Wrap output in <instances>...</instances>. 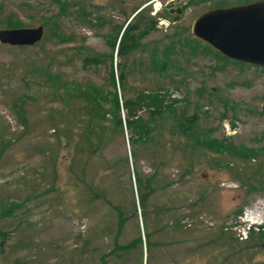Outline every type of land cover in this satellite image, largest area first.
Listing matches in <instances>:
<instances>
[{"label":"rangeland","instance_id":"obj_1","mask_svg":"<svg viewBox=\"0 0 264 264\" xmlns=\"http://www.w3.org/2000/svg\"><path fill=\"white\" fill-rule=\"evenodd\" d=\"M252 1L256 0H0V29H12L5 27L10 24L43 29L42 39L33 46L0 44V136L5 142L0 151V208L17 205L0 219V229L7 234L0 264H98L99 255L110 249L109 240L102 237L82 245L103 219L104 210L97 203L79 215L69 204L73 201L70 183L80 161L74 123L59 119V137L52 136L49 115L57 118L55 111L59 108L62 115L65 109L48 103L52 90L44 73L59 75L55 82L67 84V90L90 85L110 93L108 63L84 64L82 51L108 55L137 8L158 17L155 30L143 40L145 49L160 48L172 38L175 68L162 77L146 71L144 60L140 64L133 57L120 61L129 76L124 91L116 88V92L130 97L156 85L166 89L170 98L179 101L176 107L192 117L198 142L193 141L187 151L188 166L161 171L170 186L158 192L152 203L169 201L171 218L183 228L171 238L161 235L159 241L173 240L178 246L170 248L169 254L175 261L185 256V264H264V115L260 112L264 68L226 59L190 37L191 22L198 14ZM18 95L25 99L29 95L24 107L26 126L7 107ZM102 152L108 160L128 157L125 137L111 138ZM86 166L87 173H93L97 161ZM121 174L117 173L118 182L125 181ZM194 201L200 213L197 221L186 209ZM251 221L261 223L245 233V224ZM136 222L141 235L138 217ZM135 233V220L130 219L119 243ZM20 240L26 247L18 250L14 245ZM197 242L204 253L199 263L189 258ZM94 247L97 255L90 253ZM169 254L156 249L147 262L142 247L141 263L168 264ZM127 263L137 264L138 252Z\"/></svg>","mask_w":264,"mask_h":264},{"label":"trees","instance_id":"obj_2","mask_svg":"<svg viewBox=\"0 0 264 264\" xmlns=\"http://www.w3.org/2000/svg\"><path fill=\"white\" fill-rule=\"evenodd\" d=\"M137 10L138 8L134 12ZM142 10L136 12L121 29L112 42V49L108 55H99L87 49L80 50L84 64L108 63L107 82L112 88L110 93H102L90 85L67 90V84L55 82L56 79H60L59 75L44 73L45 83L52 90L48 103L57 104L56 108L60 104L65 109L62 115L59 108L55 111L57 118L49 115L52 136L56 139L59 137L57 129L59 119L62 118L63 122L71 120L74 123L75 153L80 156V161L74 181L70 183L73 201L69 204H72L79 215L87 213L89 207L97 203H100L104 210L103 219L96 225L91 236L86 235L82 239L83 246H86L93 237L109 240L110 249L107 253L99 255L98 264H128L127 261L130 262L137 252V264H142V247L144 260L146 258L147 262L153 259L156 249L163 248L169 254L170 248L176 249L178 245L171 239L161 243L159 237L162 235L171 238V234L183 228L179 225V220L171 218L173 211L169 201L161 199L156 204L152 201L158 192L165 191L170 186V183L162 178L161 171L164 168L189 165L186 161L187 151L195 141L192 117L186 115L184 109L177 108L179 101L170 98V93L158 85L150 91H134L130 97L126 94L120 96L116 92V88L118 91L119 89L124 91L129 76L125 65L120 61L124 63L133 57L140 64L144 60L147 62L143 66L146 71L162 77L167 76L169 70L175 68L172 59L174 50L172 38L160 48L153 46L149 50L145 49L143 40L155 30V19L158 17H150L147 12L141 13ZM5 27L13 28L16 25L10 24ZM115 59L118 60L117 63ZM28 98L29 95H26V99L23 95L14 96L7 105L22 126H26L24 107ZM73 101L76 103L75 107H71ZM65 133L69 131L65 130ZM113 137L120 139L125 137L128 157L118 155L108 160L103 156L104 145ZM4 146L5 142H2L0 136V151ZM47 151L52 153L50 149ZM93 159L97 161V166L93 173H87L86 164ZM141 163L146 171L142 169ZM119 172L122 173L119 175L121 177L124 174L125 181L122 179L118 182ZM181 176H184V172ZM16 206L9 203L6 207H1L0 219L11 213ZM195 208V201L186 205L193 221H197L200 216ZM137 217L141 222V235L136 222ZM130 219L135 220L136 233L126 242L119 243ZM6 245L7 234L0 229V251L6 248ZM201 246L202 243L197 242L189 251L190 261L199 263L201 259L203 260ZM14 247L21 250L26 244L20 240ZM90 253L97 255L98 248H92ZM171 256H174L173 253L169 254L168 264H185L187 259L185 256L177 257L175 261Z\"/></svg>","mask_w":264,"mask_h":264},{"label":"water","instance_id":"obj_3","mask_svg":"<svg viewBox=\"0 0 264 264\" xmlns=\"http://www.w3.org/2000/svg\"><path fill=\"white\" fill-rule=\"evenodd\" d=\"M42 36L40 25L0 29V44L29 47ZM190 37L226 59L264 68V0L202 12L191 22ZM260 112L264 115V100Z\"/></svg>","mask_w":264,"mask_h":264},{"label":"flooded vegetation","instance_id":"obj_4","mask_svg":"<svg viewBox=\"0 0 264 264\" xmlns=\"http://www.w3.org/2000/svg\"><path fill=\"white\" fill-rule=\"evenodd\" d=\"M256 1H258V0H256ZM252 2H255V1H252ZM247 3H251V2H247ZM247 3H244V4H247ZM240 5H242V4H240Z\"/></svg>","mask_w":264,"mask_h":264}]
</instances>
